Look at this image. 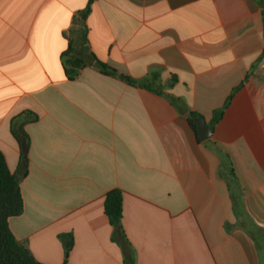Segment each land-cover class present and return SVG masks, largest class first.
<instances>
[{
	"label": "crops",
	"instance_id": "1",
	"mask_svg": "<svg viewBox=\"0 0 264 264\" xmlns=\"http://www.w3.org/2000/svg\"><path fill=\"white\" fill-rule=\"evenodd\" d=\"M89 1L0 0V153L13 173L12 123L37 116L23 126L28 172L13 235L42 264H264L256 0ZM68 50L155 91L92 66L69 79ZM113 189L124 193V248L104 212Z\"/></svg>",
	"mask_w": 264,
	"mask_h": 264
},
{
	"label": "trees",
	"instance_id": "2",
	"mask_svg": "<svg viewBox=\"0 0 264 264\" xmlns=\"http://www.w3.org/2000/svg\"><path fill=\"white\" fill-rule=\"evenodd\" d=\"M95 1L97 0H90L89 5ZM256 2L262 10L264 22V0H256ZM64 65L69 79L77 76L81 68L92 66L104 75L118 76L132 86L155 91L153 88L154 82L144 83L128 76L118 75L113 68L98 60L92 53L82 52L77 55L73 50H68L64 55ZM155 79H157V76H155ZM170 101L172 103L176 102L173 98H170ZM198 117L199 114H190L189 120L194 129H196L194 120ZM36 120V114L25 111L17 116L12 123L13 133L19 140L21 146L20 166L17 172L13 173L10 171L4 155L0 153V264H42L36 260L27 245L19 242L15 238L9 226L10 218L20 216L24 210L21 181L28 172L27 153L29 137L24 133L23 126ZM123 196L124 193L120 189L109 191L104 200V212L113 228L112 240L124 248L125 245H128V242L122 225ZM61 239L64 242V247L68 254L73 245V237L71 235H64ZM125 264H134L133 258L130 256L125 261Z\"/></svg>",
	"mask_w": 264,
	"mask_h": 264
},
{
	"label": "water",
	"instance_id": "3",
	"mask_svg": "<svg viewBox=\"0 0 264 264\" xmlns=\"http://www.w3.org/2000/svg\"><path fill=\"white\" fill-rule=\"evenodd\" d=\"M195 124H196V135L199 141H204L206 139H208L212 132L209 129V127L207 126L205 120L203 117H198L194 120Z\"/></svg>",
	"mask_w": 264,
	"mask_h": 264
}]
</instances>
